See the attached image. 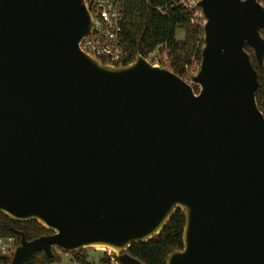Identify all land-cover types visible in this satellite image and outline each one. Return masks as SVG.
I'll return each instance as SVG.
<instances>
[{
    "label": "water",
    "instance_id": "obj_1",
    "mask_svg": "<svg viewBox=\"0 0 264 264\" xmlns=\"http://www.w3.org/2000/svg\"><path fill=\"white\" fill-rule=\"evenodd\" d=\"M196 75L102 65L78 48L91 28L84 0H0V214L51 234L36 254L107 249L116 264L157 237L176 209L180 251L166 264H264V8L199 0ZM192 86L198 88L195 94Z\"/></svg>",
    "mask_w": 264,
    "mask_h": 264
},
{
    "label": "trees",
    "instance_id": "obj_2",
    "mask_svg": "<svg viewBox=\"0 0 264 264\" xmlns=\"http://www.w3.org/2000/svg\"><path fill=\"white\" fill-rule=\"evenodd\" d=\"M176 0H125L123 3L121 21V45L124 60L121 67L134 62L137 54L138 43L142 46V56L148 55L160 45L168 50L170 59L169 71L181 79H185L188 68L195 64L197 72L200 66V53L203 48V24L191 23V13L180 6H174ZM157 7H166L164 17L155 11ZM202 20V19H201ZM183 30L184 37L181 41L175 39L177 30ZM264 38V31L262 32ZM252 66L257 74L258 86L255 93L257 107L264 117V66L260 67L255 61L253 52L246 48ZM195 94L197 87L193 88ZM185 219L182 212L176 209L169 222L157 236L144 244L132 245L127 253L138 259L143 264H166L167 256L173 251H180L182 245V232ZM23 233L27 241L50 235L35 221L13 222L0 214V239H12L14 248H17ZM59 252V251H58ZM74 264H92L79 251L70 254ZM12 253L8 258H0V264H9ZM109 256L102 255L97 264H108ZM59 258L55 251L53 257L47 258L42 253L35 255L27 264H57Z\"/></svg>",
    "mask_w": 264,
    "mask_h": 264
},
{
    "label": "built area",
    "instance_id": "obj_3",
    "mask_svg": "<svg viewBox=\"0 0 264 264\" xmlns=\"http://www.w3.org/2000/svg\"><path fill=\"white\" fill-rule=\"evenodd\" d=\"M124 1L84 0L90 15L91 28L89 33L80 39L78 48L84 55L102 65L121 67V63L124 60L120 40ZM257 1L264 8V0ZM198 2L199 0H176L174 6H180L188 10L191 13V23L204 24L201 12L196 8ZM155 11L162 17L167 13L166 7H157ZM197 18L200 20L197 21ZM146 60L157 67H160L161 63H170L168 50L164 45L157 46ZM7 241L9 247L4 246L2 239H0V247L3 254L9 253L10 245L12 244V239H7ZM109 258L108 264H116L110 255Z\"/></svg>",
    "mask_w": 264,
    "mask_h": 264
},
{
    "label": "rangeland",
    "instance_id": "obj_4",
    "mask_svg": "<svg viewBox=\"0 0 264 264\" xmlns=\"http://www.w3.org/2000/svg\"><path fill=\"white\" fill-rule=\"evenodd\" d=\"M198 20H200V19L197 18V21ZM183 37H184L183 30H180V29L177 30L176 33H175V39L178 40V41H181L183 39ZM159 66L161 68L169 70L168 69L169 68V64L161 63V65H159ZM194 67H195V64H192L191 67H190V70H188V72L186 74V77L184 79L186 82H190V76H194V75L197 74V72H195V70H194ZM193 88H194V86H192V89ZM2 242H3L4 246L9 247V243H8V241L6 239H2ZM13 246H14V243H13V240H12V244L10 245V250H9L8 254H3L2 250H1V247H0V258H8V257H10L11 253L13 254L14 250L16 249ZM80 252L82 253V255L85 256L86 260L89 263H92V264H97L99 259L102 257V255H105V256L111 255V252H109L107 249H101V248H87V249L81 250ZM55 253L57 254V256L59 258V263H57V264H74V260H73L72 255L65 254V253L58 252V251H55Z\"/></svg>",
    "mask_w": 264,
    "mask_h": 264
},
{
    "label": "bare ground",
    "instance_id": "obj_5",
    "mask_svg": "<svg viewBox=\"0 0 264 264\" xmlns=\"http://www.w3.org/2000/svg\"><path fill=\"white\" fill-rule=\"evenodd\" d=\"M96 248H98V247H96Z\"/></svg>",
    "mask_w": 264,
    "mask_h": 264
}]
</instances>
